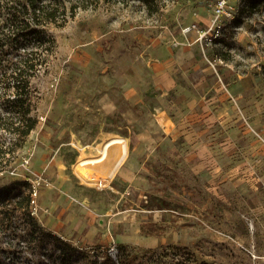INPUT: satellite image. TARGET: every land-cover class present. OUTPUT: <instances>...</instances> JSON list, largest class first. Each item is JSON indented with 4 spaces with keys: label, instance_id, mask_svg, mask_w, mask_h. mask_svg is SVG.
<instances>
[{
    "label": "rangeland",
    "instance_id": "obj_1",
    "mask_svg": "<svg viewBox=\"0 0 264 264\" xmlns=\"http://www.w3.org/2000/svg\"><path fill=\"white\" fill-rule=\"evenodd\" d=\"M163 2L152 14L142 0H100L47 26L55 49L33 79L39 123L0 185L29 179L54 235L40 248L21 237L20 261L264 264V8L227 0L217 20L221 0ZM192 23L216 37L185 34ZM111 133L128 139L125 163L110 184L83 182L81 146ZM172 197L178 205L158 207ZM16 213L25 236L31 222ZM13 228L0 234L2 264L13 263Z\"/></svg>",
    "mask_w": 264,
    "mask_h": 264
},
{
    "label": "trees",
    "instance_id": "obj_2",
    "mask_svg": "<svg viewBox=\"0 0 264 264\" xmlns=\"http://www.w3.org/2000/svg\"><path fill=\"white\" fill-rule=\"evenodd\" d=\"M142 1L152 14L165 4L163 0ZM98 2L100 0H0V80H13L15 83L12 87L8 84L0 95V173L14 169L13 159L18 156L28 135L39 123V117L34 112L33 79L48 65V57L55 49V40L50 36L47 26L56 23L63 25L80 8L87 9L90 4ZM248 5L251 12H254L256 5L264 8V0H248ZM30 36L35 38V48L22 50L24 40ZM19 50L22 52L14 59V52ZM4 132L11 133L10 139L4 138ZM36 191L29 179H11L0 185V234L12 228L13 224L15 227L11 231V239L7 241L13 254L12 264H27L20 261L18 256L19 248L23 247L21 237L28 238L27 243L32 247L40 248L48 243L51 239L49 236L54 235L44 228L33 212L37 201ZM176 205L178 199L175 197L170 200L162 198L158 203L160 209ZM17 211L31 222L25 236L19 233L18 225L15 224L19 217ZM55 238L68 247L73 246L64 238ZM120 245L127 248L126 244ZM62 259L61 264H79L74 259L68 260L66 256ZM130 260H125V263Z\"/></svg>",
    "mask_w": 264,
    "mask_h": 264
},
{
    "label": "bare ground",
    "instance_id": "obj_3",
    "mask_svg": "<svg viewBox=\"0 0 264 264\" xmlns=\"http://www.w3.org/2000/svg\"><path fill=\"white\" fill-rule=\"evenodd\" d=\"M161 120L167 123L168 118L162 116ZM81 149L82 152L73 166L74 173L85 183L103 186L110 184L126 161L130 144L126 136L111 133L108 138L97 143L96 150L88 152L83 145Z\"/></svg>",
    "mask_w": 264,
    "mask_h": 264
},
{
    "label": "built area",
    "instance_id": "obj_4",
    "mask_svg": "<svg viewBox=\"0 0 264 264\" xmlns=\"http://www.w3.org/2000/svg\"><path fill=\"white\" fill-rule=\"evenodd\" d=\"M226 3H227V0H221V2L218 4L217 6V20L219 19V16H221L222 13H225L226 12ZM183 31L186 33H189V32H196V34H198L197 38L198 40H205V39H210L212 40V36L216 37V34L214 35V33L212 32V28L210 27H200L198 26L197 24L195 23H192V24H188L185 28H183Z\"/></svg>",
    "mask_w": 264,
    "mask_h": 264
},
{
    "label": "crops",
    "instance_id": "obj_5",
    "mask_svg": "<svg viewBox=\"0 0 264 264\" xmlns=\"http://www.w3.org/2000/svg\"><path fill=\"white\" fill-rule=\"evenodd\" d=\"M124 163H125V162H124ZM124 163H123V164H124ZM128 169H129V168L127 167V169L125 170V172L128 171Z\"/></svg>",
    "mask_w": 264,
    "mask_h": 264
}]
</instances>
